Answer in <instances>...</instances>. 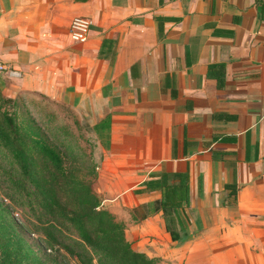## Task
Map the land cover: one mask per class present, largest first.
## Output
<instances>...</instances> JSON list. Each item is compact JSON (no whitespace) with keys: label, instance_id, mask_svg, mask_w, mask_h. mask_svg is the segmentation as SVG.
Instances as JSON below:
<instances>
[{"label":"crops","instance_id":"obj_1","mask_svg":"<svg viewBox=\"0 0 264 264\" xmlns=\"http://www.w3.org/2000/svg\"><path fill=\"white\" fill-rule=\"evenodd\" d=\"M77 16L91 22L81 44ZM0 66L7 97L84 113L97 181L147 209L132 248L163 264H264V0H0ZM162 170L189 174L183 242L154 211L159 193L141 190Z\"/></svg>","mask_w":264,"mask_h":264},{"label":"trees","instance_id":"obj_2","mask_svg":"<svg viewBox=\"0 0 264 264\" xmlns=\"http://www.w3.org/2000/svg\"><path fill=\"white\" fill-rule=\"evenodd\" d=\"M206 76L214 78L217 87L221 88L224 84V65H209ZM16 106V100L5 96L0 86V146L9 151L20 174L35 188L38 205L48 216L43 234L46 240L57 242L59 237L47 229L56 222L67 224L75 229L76 238L70 240L75 246L85 247L82 251H74L59 241L62 247L58 251L62 249L65 252L59 254L65 259L75 258L82 264H163L159 258L148 257L132 248L123 223L103 207L93 184L78 178L60 154L24 130L18 121ZM215 117L222 116L216 114ZM226 117L235 119L233 115ZM151 176L153 178L145 181V187L141 190L159 193L160 197L153 203L154 211L161 213L171 239L183 242L187 235L186 220L181 210L189 199L188 171L162 170ZM130 211L134 221L148 215L143 205L135 206ZM8 228L0 216V264H22L24 259L25 264H35L32 251L28 249L24 252L16 247L18 241Z\"/></svg>","mask_w":264,"mask_h":264},{"label":"rangeland","instance_id":"obj_3","mask_svg":"<svg viewBox=\"0 0 264 264\" xmlns=\"http://www.w3.org/2000/svg\"><path fill=\"white\" fill-rule=\"evenodd\" d=\"M14 99L17 103L18 121L24 130L29 132L32 138L41 139L60 154L78 178L93 184L95 191L100 190L97 194L106 200L104 205L106 209L123 223L125 233L132 232V224L135 221L131 217L130 209L123 204L119 206L114 203L112 201L114 189L106 188L97 181L98 168L104 156L99 150L100 147L84 113L58 101L32 94H22ZM0 216L18 241L15 243L16 247H20L24 252L31 250L36 259L35 264H82L75 258L65 259L60 255L65 253L64 250L58 251L62 247L58 244L59 241H63L64 247L69 245L74 251H82L85 248L75 246L70 240L76 238L73 227L56 222L47 230H52L59 240L57 242L46 240L43 232L46 231L44 227L48 223V216L44 215L38 205L35 188L20 174L19 167L11 158L9 151L2 146H0ZM130 244L132 246V242ZM145 245L148 247V244ZM159 260L163 261L161 258ZM25 262L26 259L22 264Z\"/></svg>","mask_w":264,"mask_h":264},{"label":"built area","instance_id":"obj_4","mask_svg":"<svg viewBox=\"0 0 264 264\" xmlns=\"http://www.w3.org/2000/svg\"><path fill=\"white\" fill-rule=\"evenodd\" d=\"M90 24V20L84 16L74 17L69 26L71 39L76 43H85L89 37ZM0 69L3 67L0 66ZM13 73V71H9V74Z\"/></svg>","mask_w":264,"mask_h":264}]
</instances>
